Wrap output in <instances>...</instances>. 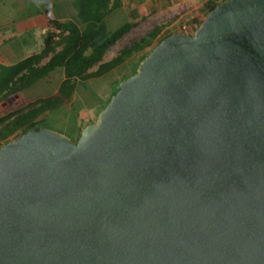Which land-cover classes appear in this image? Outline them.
Returning <instances> with one entry per match:
<instances>
[{
  "label": "water",
  "instance_id": "obj_1",
  "mask_svg": "<svg viewBox=\"0 0 264 264\" xmlns=\"http://www.w3.org/2000/svg\"><path fill=\"white\" fill-rule=\"evenodd\" d=\"M0 264H264V0H225L77 140L0 146Z\"/></svg>",
  "mask_w": 264,
  "mask_h": 264
},
{
  "label": "trees",
  "instance_id": "obj_2",
  "mask_svg": "<svg viewBox=\"0 0 264 264\" xmlns=\"http://www.w3.org/2000/svg\"><path fill=\"white\" fill-rule=\"evenodd\" d=\"M223 1L225 0H206L204 3L206 14ZM110 8L108 0H80L77 6V23L51 20L50 24L60 32L55 33L53 29L49 30L44 37V46L40 52L14 64L0 67V102L38 83L46 82L47 85H53L59 73H63L64 76L57 86V94L28 102L24 106L0 115V146L19 137L33 126L46 127L44 121L48 114L65 102L70 103L72 114L78 120L80 102L71 101V96L78 85L90 91L88 86L83 85L85 81L91 77L101 76L119 66H125L134 53H139L128 62L130 69L132 68L130 75L133 74L136 66L152 47L172 34V32L163 34L153 44L161 32L162 25H157L139 39L132 41L128 47L121 49L111 60L103 62L105 52L130 30L129 22H125L114 30L107 28L104 17ZM115 8L116 4L112 1V11ZM203 19L204 17L194 18L193 21L197 26ZM146 47L149 48L146 49ZM94 66L97 67L93 69ZM105 104L102 105V101H99L96 110L100 111ZM97 112L89 120H80L72 140L78 139L84 126L94 122Z\"/></svg>",
  "mask_w": 264,
  "mask_h": 264
},
{
  "label": "crops",
  "instance_id": "obj_3",
  "mask_svg": "<svg viewBox=\"0 0 264 264\" xmlns=\"http://www.w3.org/2000/svg\"><path fill=\"white\" fill-rule=\"evenodd\" d=\"M112 1L116 4L113 11ZM157 1L158 4H156V0H108V7L111 8L104 17L107 28L112 30V20L116 19L117 16H123L124 23H130V30L105 52L102 58L103 62L111 60L121 49L128 47L132 41L139 39L157 26L150 27L141 35L137 34V36L130 37L134 34V30L141 26V22L145 21V15L152 12L154 7L158 8L160 5L168 3L167 0ZM79 2L80 0H0V67L14 64L27 56L40 52L44 46L46 33L54 29V26L50 24L51 20L77 23ZM145 6L147 11L144 10ZM161 33L157 38L161 37ZM148 48L146 47V49ZM137 54L139 53H134L126 64L137 57ZM96 67L94 66L93 69ZM113 70L85 81L83 85L88 86L90 91L81 85L76 87L71 96V101L83 103L77 115L78 120L72 114L70 103L65 102L61 107L48 114L44 121L46 127L70 139L74 138L80 120L91 119L96 112L99 101H105L102 96L106 99L111 96L112 89L110 87L112 86ZM55 79L57 81L53 85H47L45 82L46 84L38 83L29 88L30 93L34 95V98L29 102L57 94V86L64 79L63 73H59Z\"/></svg>",
  "mask_w": 264,
  "mask_h": 264
},
{
  "label": "rangeland",
  "instance_id": "obj_4",
  "mask_svg": "<svg viewBox=\"0 0 264 264\" xmlns=\"http://www.w3.org/2000/svg\"><path fill=\"white\" fill-rule=\"evenodd\" d=\"M205 1L206 0H167L168 3H166L165 5H160L158 8L154 7L155 9L152 12L145 15V21L141 22V26L137 30H134V34H132V36L130 37L137 36V34L141 35L142 33L146 32L150 27H153L155 25H162L161 36L167 32H192L198 26L195 25L193 19L203 18L206 16V9L204 7ZM156 4H158L157 0ZM148 8L151 9V7L149 6ZM144 10L147 11L146 6ZM122 24H124L123 16H117L116 19L112 20V30L118 28ZM157 40L158 38L155 40L154 44L157 42ZM131 69L130 66L126 64L125 66H119L118 68H115V70L112 71V86L110 87L112 89V92L115 91L118 83L121 80L125 79L130 75V72L132 71ZM117 79H119L118 83L116 82ZM42 84H44V82ZM30 92L31 91H29L28 89L23 90L16 94L10 95L5 100L1 101L0 115H3L8 111L26 105L29 101L34 98V95ZM102 98L105 100L102 101L103 105L105 104L107 99L104 96H102ZM79 104L81 106L83 103ZM75 105L76 102L74 103V106ZM102 109H100V111ZM97 111L98 110H96V112ZM100 111L97 112L96 116Z\"/></svg>",
  "mask_w": 264,
  "mask_h": 264
},
{
  "label": "built area",
  "instance_id": "obj_5",
  "mask_svg": "<svg viewBox=\"0 0 264 264\" xmlns=\"http://www.w3.org/2000/svg\"><path fill=\"white\" fill-rule=\"evenodd\" d=\"M53 31H54L55 33H59V32H60V30L57 29V28H54Z\"/></svg>",
  "mask_w": 264,
  "mask_h": 264
}]
</instances>
